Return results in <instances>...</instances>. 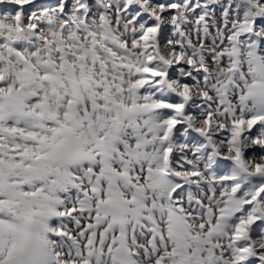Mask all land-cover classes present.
I'll return each instance as SVG.
<instances>
[{
  "label": "snow or ice",
  "instance_id": "obj_1",
  "mask_svg": "<svg viewBox=\"0 0 264 264\" xmlns=\"http://www.w3.org/2000/svg\"><path fill=\"white\" fill-rule=\"evenodd\" d=\"M0 264H264V0H0Z\"/></svg>",
  "mask_w": 264,
  "mask_h": 264
}]
</instances>
